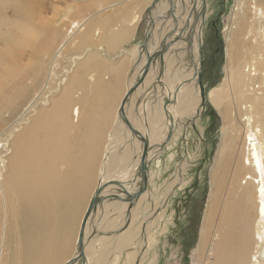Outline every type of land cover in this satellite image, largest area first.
Returning a JSON list of instances; mask_svg holds the SVG:
<instances>
[{"label": "bare ground", "instance_id": "obj_1", "mask_svg": "<svg viewBox=\"0 0 264 264\" xmlns=\"http://www.w3.org/2000/svg\"><path fill=\"white\" fill-rule=\"evenodd\" d=\"M148 1H111L96 11V15L88 4L83 6L77 2L67 6L57 18L37 21V25L34 24L35 2L9 1L17 19L15 37L7 32L8 29L0 32L3 39L0 47V264H59L70 248L78 214L85 203L82 219L95 188L101 186L102 198L108 191H112L111 195L117 194L114 187L122 193L118 186L106 184L114 181L108 176L129 181L135 175L141 157V142L133 133L127 137L129 128L120 120L118 110L146 56L136 63L134 73L127 78L129 55L132 59L136 57L138 46L134 45L129 55H123L117 61L109 60L105 55L123 50L122 45L133 36L141 7ZM98 2V5L102 3ZM195 3L200 10L201 1ZM192 4L193 0H158L155 12H150L153 17L164 18L165 11L171 8L170 15L177 25L172 35L176 36L179 30L180 39L183 34L186 41H180L187 46L185 52L190 63L178 65L176 71L171 72L175 73V82L164 75V79L161 77L163 82L158 81L157 91L146 90L150 80L159 73L156 63L154 71L149 68L144 81L137 87L139 91L131 93L123 104L129 123L148 139L147 166L151 158L158 157L156 148L165 140L168 128L172 127L173 133L183 116L188 115L191 119L200 112L202 96L197 71L204 18L194 21L193 15L189 16ZM248 5L256 18L264 15V3L256 5L250 0ZM115 14L117 18L112 22ZM155 21L146 26L149 33L152 31V38L157 36L150 27ZM23 25L28 28L25 37ZM167 30L164 28L162 34ZM230 33L227 27L225 41L232 46ZM259 44L264 48V38ZM155 45V42H148L147 51L151 53L157 48ZM173 45L166 47L164 54L162 52L161 69L164 72L170 70L166 63L172 58L173 49L178 51L177 56L181 51ZM228 53L227 49L226 78L221 87L209 90L207 98L215 108L222 110L224 121L232 115L228 102L235 103L236 135L232 140H236V146L234 149L223 146L226 157L219 156V164L211 177L212 191L203 216L199 256L205 252L199 264H264V95L258 93L261 86L254 80L262 70L258 65L264 64V52L262 49L258 58L243 64L235 73L229 69ZM12 65H15L14 70ZM143 90L146 94L142 97ZM151 96L155 98L153 101L163 99V96L169 101L161 106L160 103L153 105L149 112L148 106L153 104ZM135 99L140 102L138 107L135 106L139 116L129 111ZM243 99L248 105L242 111ZM148 112L152 118L147 121ZM183 165L181 162L178 174ZM147 166V186L137 197L136 207L148 195V186L152 189L154 173L148 172ZM224 168L226 175L217 174ZM178 174L162 190L159 188V207L166 202L174 184L181 181ZM138 179L140 176L124 186L130 191L135 190ZM93 181L98 182L97 186L91 187ZM111 195L105 198L116 199L112 201L113 210L110 209L114 216L108 222L118 224L116 227L124 222L125 211L134 209L126 217L124 230L117 232L115 256L110 262L116 264L120 248L132 238L130 226L137 208L129 207L126 201ZM102 202L89 213L84 226L83 261L79 256L72 264H81V261L82 264H101L92 261V240L87 235L99 208L103 207ZM108 210L103 209L101 213L107 214ZM81 219L74 239V252L61 264L78 254L76 244ZM105 238L107 236L100 237L99 241ZM209 245L212 246V261L206 252ZM97 250L101 252L100 248ZM130 255L128 252L123 264H129L127 256Z\"/></svg>", "mask_w": 264, "mask_h": 264}, {"label": "rangeland", "instance_id": "obj_2", "mask_svg": "<svg viewBox=\"0 0 264 264\" xmlns=\"http://www.w3.org/2000/svg\"><path fill=\"white\" fill-rule=\"evenodd\" d=\"M9 1L12 2L16 0H0V32H5L8 29L7 32L11 36L15 37V19L17 18H15L12 14ZM27 1L35 2L34 8H36L34 11L36 12L34 24L37 25V21H41L43 19L45 20L47 18H57L61 13H63L67 6H74L77 2L78 4L83 6L88 4V8L92 9V13L95 14L96 11L102 9L101 7L103 5H107L111 1L116 0H84L83 3L79 2V0ZM98 1H101L102 3L98 5ZM236 1H238L237 5H235ZM249 1L250 0H204L205 7L202 29L203 43L202 45H200L201 68L199 74L200 84L203 87L204 102L200 104L201 108L198 115L194 114L191 119H189L188 115H185L181 118V122L178 121L176 123V127L174 128V131L170 136L168 142H162L163 146H158V148H156V150L158 149V157L150 159L147 169L148 172L154 173V177L152 178V189L148 186L149 193L138 205V207H136L135 201L130 205L132 208H137L135 218L132 220L130 226V230L132 231V238L129 243H126L125 245H123L124 247L120 248L119 251H121V254L119 255V260L116 264H123L126 260V255L128 252L131 253L130 256H127L128 260L130 261L129 264H199L200 260L202 259V254L205 251L199 256L201 250L199 241L203 227V216L206 210L205 208L206 205H208V199L210 196V192L212 191L211 177L212 174L216 171V168L219 164V156L221 155L224 158L226 157L224 154L223 146L228 145L233 149L236 146V140H232V138H235L234 136L236 135V118L234 112L235 103L228 102L230 104L229 109L232 115L230 118L224 121L222 110H218L217 108H215L207 98V95L210 89L221 87L224 79L226 78L227 49L229 50L228 55H230L229 69L232 73L238 71L243 64H248L252 61V59L258 58V56L262 53V49L264 52V48L259 44L261 39L264 38V15L260 18H256L249 10ZM251 1L256 5H262L264 3L261 0ZM152 2L153 0H150L141 7V13L136 22L133 36L122 45L123 50L116 52L114 55H105L107 59L117 61L121 56L129 55V52L134 45L138 46V52L135 55L136 57H133L132 59V55H129L130 64L128 65L126 71L127 78H129L134 73L136 63L139 61H143V55L146 56L145 51L142 49V43L146 37L144 35H148L149 33L148 30H146V26L148 23L154 22L158 17H153V15L148 12V9H150V12L152 14L155 12L156 4L154 6H151ZM89 5L92 6L89 7ZM170 10L171 8L165 11L164 18L156 19V25L150 24V27L152 28V30H154V33L157 34V36H154L155 38L150 37L152 32L151 31L149 33L147 43L155 42V47L159 48H154L151 53L162 50L163 46L166 45L168 41L176 39L177 35L174 37L172 35L175 30L171 31L174 25V19L173 16L170 15ZM116 18L117 15L115 14L113 16L112 22H115ZM179 26L180 25L178 23V28H180ZM227 27L231 30V33L228 37H230L231 42H233L232 46L225 41L224 33ZM22 28V35L25 37L24 34L27 32L26 30H28V28L25 25H23ZM164 28L168 30L167 33L162 34ZM178 31L179 30H177L176 33L180 34V32L178 33ZM11 32L14 35H12ZM1 34L0 47L3 40L1 39ZM181 35L182 37L177 41H182V39L183 41H186L183 34ZM177 41H175L176 43H173L171 41L172 43H169L168 45L170 47L172 44H175V46L173 45L174 48L178 46L181 49L178 56L176 55L178 51L175 52V50L173 49V59L170 57V61L166 63L168 66L167 68H169L170 70L165 71V73L161 69V62L159 61L157 56L155 58V63L152 64L151 67L152 71H154L157 63L156 72L158 71L159 73L156 74V77L150 80L151 82L147 84L148 88L146 90L151 88L157 91L160 86L158 81H162L161 77H163L164 79L166 76H168L169 79L171 78L172 82H175L176 77L174 78L173 75L175 73L171 74V72H175L178 65H188L190 63L189 55H187V53L185 52L187 51V46H185L186 44L182 45L181 43L183 41H180L178 43ZM157 42L159 45L157 44ZM26 50H28V48ZM166 51L167 49L163 51V54ZM1 53L2 51L0 52V54ZM147 53L150 54L149 51H147ZM14 66L15 65H12V70L15 69ZM258 67L262 70L259 76L254 80L255 83L259 84V87L261 86V90L258 91V93L264 95V64L258 65ZM154 75L155 74H153L152 76ZM154 90L152 91V93L155 92ZM138 91L139 90L137 88L135 92L137 93ZM140 94L143 97L146 94V91L143 90ZM150 98V101H152L153 104L151 106H148L149 112L152 109L153 105L160 103L161 106L164 102L168 103L169 101L167 96H163V99L159 98L155 101L152 100L155 99L154 97L151 96ZM245 101L246 99H243L241 101L242 111L245 109V106L248 105V103H245ZM133 104L134 105L130 107L132 108V110L129 109V111L132 115L139 116L140 114L138 113V111H136V107L140 105V102L135 99ZM224 104H227V102H225ZM149 112L148 114L146 113L147 117L145 116L147 118V121L152 118V115L149 114ZM133 120L135 123L134 116ZM124 127L126 126L124 125ZM130 134V129H128L127 137ZM230 134L231 138L229 137ZM181 162H184V165L182 170H180V173L178 174L177 170L179 169ZM227 163L229 165V162ZM100 166L101 162L99 168ZM97 171L98 169L96 168V172ZM218 173L226 175V168H224L222 171L217 172V174ZM177 174L179 180L181 181H178L179 183L177 182L174 184L172 191L166 198V202L163 203V206L159 207V188L160 190H162L165 184L167 185L171 180L177 178ZM108 178H110V180L116 179L115 177L109 176ZM96 179V181H98V178ZM121 180L124 181L126 179L121 178L120 181ZM97 183L93 181L91 187L97 186ZM113 189L117 194L119 193L116 191L115 187ZM110 192L112 193V191L104 193L105 195L103 196V198H108L106 196L111 195L109 194ZM103 198L102 200H105L104 203L102 202L104 208H99L100 211L98 210V216L96 215L97 217H95L94 223H91L89 236L87 235V238L89 237V240H92V250H90V256L93 259L92 261L101 262V264L103 262H105L103 264H110V262L113 260V257L115 256V246L117 245L116 243L118 241L117 232L120 233L124 230V227L126 226L125 220H127L126 217L128 218V216L131 215L132 211L134 212V209L132 210L130 208L128 211H125V214L122 218V221H124L122 223L123 225L120 224V226L116 227L118 224L114 225L113 223L108 222L111 217L114 216V213H110V211L113 210L112 205L114 200L116 199ZM84 207L85 203L83 204L82 210L78 214V217L76 219V228L74 230L70 248L68 249L67 253L60 259L59 264L64 262L72 254V252H74V239L76 237L79 221L84 212ZM106 208H109L107 214L106 212L101 213L102 210H105ZM114 229L117 231L114 232ZM96 232H99V234H96ZM103 236H107V239L105 238L106 242L105 239L99 241V238H103ZM210 239H212V237H210ZM98 248L101 249V252L97 250ZM208 248L209 249L206 252H209V260L212 261V246L209 245Z\"/></svg>", "mask_w": 264, "mask_h": 264}, {"label": "water", "instance_id": "obj_3", "mask_svg": "<svg viewBox=\"0 0 264 264\" xmlns=\"http://www.w3.org/2000/svg\"><path fill=\"white\" fill-rule=\"evenodd\" d=\"M158 0H153V2L151 3V6H154L156 4ZM196 0H193V4L189 13L190 15H193V20H197L198 18L203 19L204 17V7H205V3L204 0H201V5H200V10H198L196 8ZM171 11V10H170ZM148 12L150 13V9H148ZM173 16V15H172ZM176 23V22H175ZM177 28V25L174 24L171 31L175 30ZM180 34H177L176 39H174L172 42L174 43L175 41H177L179 39ZM149 33L148 35H146L145 40L142 43V49L145 51L146 53V60L142 66V68L140 69V73L137 75V77L134 79L133 83L130 85V87L128 88L125 96L123 97L120 107H119V115L121 120L125 123V125H127V127L130 129L131 133L135 134V136L137 137V139L140 140L141 142V157H140V162L139 165L137 167V170L135 171V175L132 176L130 179L131 180H126L125 182H122L120 180H114L111 182L106 183L108 184H113L118 186V188H120V190L122 191L123 195H121V192L119 191L118 194H113L111 196L117 198L118 200H122V201H126L130 205L136 200L137 197L139 196L140 193H142L147 186V173H146V166H147V161H148V155H149V143H148V139L146 137H144L138 130H136L135 128H133V126L129 123L128 119L125 117L124 112H123V104L124 102L128 99L129 95L131 93H133L136 88L144 81V78L147 74V72L149 71V68H151V65L155 63V58L158 56L159 61L161 62V56H162V52L164 51V49L166 47H168V45H164L162 50L156 51L154 53H147V39H148ZM170 42V43H172ZM200 68H201V56H199V65H198V71H197V82L198 85L200 87V93L202 96V100L200 102V104H202L204 102V95H203V87L200 84ZM202 106V105H201ZM172 133V127L168 128L167 131V136L165 138V140L163 141V143L168 142L169 137L171 136ZM163 144H160L159 147H162ZM136 176H140V180L138 179V185L136 187L135 190H128L126 189V187L124 186L125 183H131V181L134 180V178H136ZM102 188L101 186H97L92 194L91 199H89L87 208L85 210V213L81 219V224H80V229H79V233H78V237H77V244H76V249L78 254L75 257L70 258L65 264H72L74 261L78 260V257L80 256L82 261H83V236H84V226L86 223V220L88 218L89 213L95 208V206L97 204H99L100 202H102V195H100ZM106 197H110V196H106ZM105 198V197H104ZM81 261V264H82Z\"/></svg>", "mask_w": 264, "mask_h": 264}]
</instances>
